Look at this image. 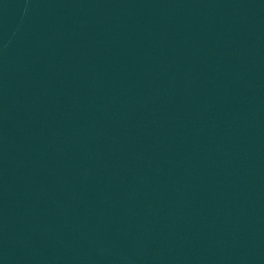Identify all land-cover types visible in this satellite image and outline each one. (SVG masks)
I'll use <instances>...</instances> for the list:
<instances>
[{"label":"water","instance_id":"water-1","mask_svg":"<svg viewBox=\"0 0 264 264\" xmlns=\"http://www.w3.org/2000/svg\"><path fill=\"white\" fill-rule=\"evenodd\" d=\"M0 264H264V0H0Z\"/></svg>","mask_w":264,"mask_h":264}]
</instances>
